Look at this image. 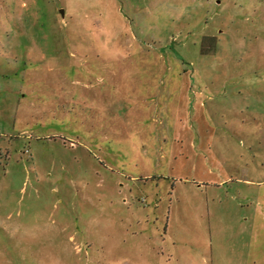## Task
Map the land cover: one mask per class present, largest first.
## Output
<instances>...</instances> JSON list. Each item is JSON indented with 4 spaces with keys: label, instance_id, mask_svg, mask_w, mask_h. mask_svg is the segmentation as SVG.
Here are the masks:
<instances>
[{
    "label": "rangeland",
    "instance_id": "1",
    "mask_svg": "<svg viewBox=\"0 0 264 264\" xmlns=\"http://www.w3.org/2000/svg\"><path fill=\"white\" fill-rule=\"evenodd\" d=\"M0 264H264V0H0Z\"/></svg>",
    "mask_w": 264,
    "mask_h": 264
},
{
    "label": "crops",
    "instance_id": "2",
    "mask_svg": "<svg viewBox=\"0 0 264 264\" xmlns=\"http://www.w3.org/2000/svg\"><path fill=\"white\" fill-rule=\"evenodd\" d=\"M196 97H197V96H196ZM195 101L198 102L197 99H196V100H193V101L191 100L189 104L194 105V104L196 103ZM200 101H201V100H199L198 103H200ZM192 103H193V104H192ZM197 186H198L197 188L201 190L202 187H203V184H198Z\"/></svg>",
    "mask_w": 264,
    "mask_h": 264
}]
</instances>
